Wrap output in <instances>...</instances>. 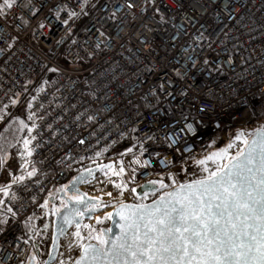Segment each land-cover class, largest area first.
<instances>
[{
  "label": "built area",
  "instance_id": "built-area-1",
  "mask_svg": "<svg viewBox=\"0 0 264 264\" xmlns=\"http://www.w3.org/2000/svg\"><path fill=\"white\" fill-rule=\"evenodd\" d=\"M46 77L24 111L35 174L0 205V264L27 263L25 225L82 162L136 155L131 187L157 182L142 203L230 131L264 127V0H16L0 13V112Z\"/></svg>",
  "mask_w": 264,
  "mask_h": 264
},
{
  "label": "snow or ice",
  "instance_id": "snow-or-ice-1",
  "mask_svg": "<svg viewBox=\"0 0 264 264\" xmlns=\"http://www.w3.org/2000/svg\"><path fill=\"white\" fill-rule=\"evenodd\" d=\"M15 3L16 0H3L0 13L13 8ZM77 15L74 11L68 12L69 19ZM68 22L63 21L66 25ZM49 71L55 72L57 69ZM11 103L15 105L16 101L12 100ZM28 107H32L31 102ZM28 131L31 132V129ZM243 135L238 133L237 139ZM29 143L25 138L26 155L32 154ZM256 143L254 140L253 144ZM259 146L258 167L254 155L256 149L253 148L247 155L243 152L239 154L244 158V163H236L235 172L222 175L213 172L204 179L180 185L178 191L164 194L151 206L122 205L118 213L123 221L120 225L121 235L111 241V248L105 251L103 247L82 245V255L76 264H85L89 257L99 259L101 255H111L115 264H250V261L264 264V136ZM198 163L204 164V161ZM2 165L3 160L0 159ZM106 167L111 169V166ZM34 174L35 169L27 173L29 177ZM23 179V176H12V183ZM160 184L167 187L163 181ZM9 187L0 188V193L9 195ZM4 203V200H0V205ZM65 223L72 221L66 218ZM76 227L78 230L74 235L77 239H83L78 222ZM94 239L101 245L108 244L101 236Z\"/></svg>",
  "mask_w": 264,
  "mask_h": 264
},
{
  "label": "rangeland",
  "instance_id": "rangeland-1",
  "mask_svg": "<svg viewBox=\"0 0 264 264\" xmlns=\"http://www.w3.org/2000/svg\"><path fill=\"white\" fill-rule=\"evenodd\" d=\"M3 0H0L2 3ZM50 78L39 81L38 84L26 94V90L15 99L16 104L11 102L0 112V159L3 160V165L0 166V188L12 179V176H17L20 170H23L21 165L22 157L25 153L24 140L28 139V134L24 129V111L27 102L34 97V95L41 89V87L48 82ZM34 83V80L31 84ZM256 129L249 127L236 128L230 131L226 140L222 142L221 146L213 151L206 153L198 159L190 161L188 164L181 166L176 172L167 175L165 180L161 179L158 184V190L164 189L165 192L173 186L182 184L186 181L207 177L210 173L218 172L228 163L234 156H237L245 141L253 134ZM243 133L240 139H237V134ZM20 139L21 144L15 146L14 140ZM18 139V140H19ZM231 144L232 147H228ZM224 150V151H222ZM217 154V155H213ZM209 157H212L209 159ZM204 161V164L198 163ZM97 166L98 169L95 174L81 185V189L92 197L99 199L98 204L100 210L95 213L90 219L83 220L80 224L79 232L83 239H77L74 233L78 230L77 227H72L67 234L60 240V249L55 261L51 264H69L79 253L81 246L87 242H97L94 239L100 236L101 229L106 228L109 222L110 210L120 202H131L132 200V182L135 177L138 166V157L136 155H129L126 158L114 156L109 153H103L95 160L82 162L75 168V172L80 170ZM106 166H111L109 169ZM123 168L121 172L120 169ZM205 169H207L205 171ZM21 170V173L24 171ZM27 173V170H25ZM11 173V175H9ZM118 173V174H116ZM167 187H161L160 182ZM12 183V182H11ZM9 183V184H11ZM8 184V185H9ZM6 185V186H8ZM120 185L121 187H116ZM60 187L55 188L50 193L49 197L57 196ZM161 192V191H160ZM164 192V193H165ZM108 193L112 195L109 196ZM163 194V193H162ZM161 194V195H162ZM3 193L0 196L3 198ZM62 202L55 200L50 203L48 198L45 201L43 214L35 217L25 225V233L28 235L33 243L31 256L35 257L34 264H43L50 246L52 218L53 212L62 207ZM55 209V210H54ZM99 218V222L98 219ZM85 225L89 227H85ZM37 243V247L34 244ZM37 251V256H36Z\"/></svg>",
  "mask_w": 264,
  "mask_h": 264
},
{
  "label": "water",
  "instance_id": "water-1",
  "mask_svg": "<svg viewBox=\"0 0 264 264\" xmlns=\"http://www.w3.org/2000/svg\"><path fill=\"white\" fill-rule=\"evenodd\" d=\"M262 136H264V127L257 128L253 132V134L249 137L247 143L243 146L241 150V152L247 155V153L251 149L253 148L256 149L254 155L256 157L257 167L259 166V155H260L259 142ZM254 140L257 142L255 145L253 144ZM239 154L237 156H234L228 163H226L224 167L219 172H217V174L222 175L228 172H235L236 169L234 168V165L238 162L241 164L244 163V158L240 157ZM97 169H98L97 166H92L78 171L68 182L65 189L62 191V194H64L65 205H63L59 210H55L53 212L49 252L43 264H51L55 261L60 249L61 238H63L72 227H76L77 222L81 224L83 220L90 219L95 213H97L100 210L98 204H100L101 201L95 197L90 196L81 189V185L85 181L90 179L95 174ZM204 178L186 181L182 184L173 186L171 189L167 190L162 195H159L147 202H142V203L120 202L116 204L109 212L108 226L106 228L101 229L100 232L101 238L108 241V244L101 245L100 242L97 241V242H87L83 244V246L87 247L88 245H93L97 248L103 247L105 251L111 248L112 246L111 241L121 235L120 225L123 223V221H121L120 215H118V213L121 211L122 205L135 206L142 204V205L151 206L154 201L158 202L160 197L163 196L164 194L168 192L178 191L180 185L190 184L196 180H201ZM135 190H136L135 191L136 195L141 196L143 193L156 191L157 185L151 184L149 182H145L140 186H138ZM65 193H67L69 196L76 195L77 198L73 199L71 197H66ZM49 201H51V198L49 199ZM78 213H82V215ZM66 218L70 219L72 223H65ZM34 246L37 247V243H35ZM81 255H82V248L80 249L77 256L69 264H76V262L80 259ZM36 256H37V251H36ZM110 262L111 264H115V261H113L111 255H108L107 257L101 255L100 258L96 260H93L91 259V257H89V259L85 261V264H110ZM34 263H35V257L30 255L26 264H34ZM250 264H253V262L250 261Z\"/></svg>",
  "mask_w": 264,
  "mask_h": 264
},
{
  "label": "crops",
  "instance_id": "crops-1",
  "mask_svg": "<svg viewBox=\"0 0 264 264\" xmlns=\"http://www.w3.org/2000/svg\"><path fill=\"white\" fill-rule=\"evenodd\" d=\"M26 133L28 134V132L26 131ZM28 138H29V135H28ZM19 138L17 137L15 140H14V144H15V146H17L16 145V143L17 144H21V143H19L20 142V139L18 140ZM24 156L22 157V163H21V165L22 166H24L23 167V170L22 171H24L23 173H21V170H20V173H19V175H17L16 177H20V176H23L24 178L25 177H27L28 175H27V173L28 172H31V169L30 168H28V166H27V160H28V156L29 155H26L25 153L23 154ZM25 170H27V173L25 172ZM12 182V179L11 180H9L7 183H5L4 184V187L6 186V185H8L9 183H11ZM0 200H2V196H0Z\"/></svg>",
  "mask_w": 264,
  "mask_h": 264
},
{
  "label": "flooded vegetation",
  "instance_id": "flooded-vegetation-1",
  "mask_svg": "<svg viewBox=\"0 0 264 264\" xmlns=\"http://www.w3.org/2000/svg\"><path fill=\"white\" fill-rule=\"evenodd\" d=\"M72 179V178H71ZM70 179V180H71ZM70 180H68L67 182H64L61 186H60V190H59V192H58V194H57V196L55 197V196H52V197H47L48 198V200L51 198V201H49L50 203H54L55 202V200H57V201H61L63 204H62V206L63 205H65V200H64V194H62V191L65 189V187L67 186V184H68V182L70 181ZM50 195V194H49ZM61 196V197H60ZM65 196L66 197H71V198H77V196L76 195H72V196H69L67 193H65ZM55 210V209H54Z\"/></svg>",
  "mask_w": 264,
  "mask_h": 264
}]
</instances>
